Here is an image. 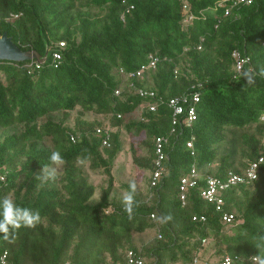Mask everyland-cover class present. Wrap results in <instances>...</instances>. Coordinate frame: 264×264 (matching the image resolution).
Instances as JSON below:
<instances>
[{
	"label": "trees",
	"instance_id": "obj_1",
	"mask_svg": "<svg viewBox=\"0 0 264 264\" xmlns=\"http://www.w3.org/2000/svg\"><path fill=\"white\" fill-rule=\"evenodd\" d=\"M218 1L0 0V34L21 51L46 56L43 65L0 61V130H10L0 142V198L10 196L42 218L34 228L13 230L9 239L0 234L6 264H123L129 250L143 264L226 256L250 264L257 251L253 238L264 235V160L255 181L220 192L219 210L200 194L208 176L244 175L248 162L264 158V78L256 75L248 85L242 77L264 67V0L234 8L229 17L211 11ZM183 3L198 16L185 30ZM234 51L249 59L240 73ZM149 55L159 59L153 72L141 79L119 74L136 71ZM130 83L154 96L133 93ZM190 92L199 94L196 118L170 134L167 102ZM97 128L111 130L109 148L101 147ZM158 137L168 139V173L152 187ZM122 138L131 141L135 171L150 173L147 191L136 183L117 185L112 170ZM53 151L65 164L41 186L36 175L54 166ZM85 165L106 176L97 199ZM192 167L197 185L182 203L180 180ZM115 186L125 192L134 186L131 213L117 200ZM226 214L231 224L223 222ZM164 216L171 219L162 223ZM153 233L135 243V235Z\"/></svg>",
	"mask_w": 264,
	"mask_h": 264
},
{
	"label": "built area",
	"instance_id": "obj_2",
	"mask_svg": "<svg viewBox=\"0 0 264 264\" xmlns=\"http://www.w3.org/2000/svg\"><path fill=\"white\" fill-rule=\"evenodd\" d=\"M252 0H221L218 1L211 11L223 10V16L229 17L232 14L234 8H238L243 5H250ZM182 20L181 28L185 30L188 28L190 23L195 19H198V16H195L190 9V6L187 3L182 4ZM200 17L204 18V12L200 13ZM217 29V25H215ZM62 45V44H60ZM264 48V41L261 43ZM200 49V47L198 48ZM54 58L58 59L57 55H54ZM232 58L234 60V71L240 73L246 65H248L249 59L242 56L238 51L232 53ZM159 63V59L154 55H149L147 58V63L141 65L139 69L128 74L124 73L123 70H119V74L126 79H141L145 74L153 72ZM129 88L133 89V93H137L141 97H153L154 93L152 91H145L142 89H135L134 86L130 83ZM121 90L118 89L115 91V95H119ZM199 103V94L197 92L186 93L179 97L172 98L167 102L168 108L171 110V125L170 134L176 131V126L184 125L189 127L196 118V104ZM150 111H155L156 105L148 106ZM111 130L108 128H97L96 134L101 138V147L109 148V139H110ZM73 140V138H71ZM168 139L166 137H158L155 139V149L154 153L156 159L154 160L155 169L150 177V184L152 187L156 186L159 181L167 175V170L163 166V162L166 160L167 155L164 151V146L167 143ZM188 148H192V142L186 144ZM264 160L263 157H260L255 162H248L247 169L245 170L244 175H239L235 173H229L225 180L218 178H213L208 176L206 178V183L203 189L201 190V197L203 200L214 204L216 209L223 204V200L220 197V192L240 184H248L255 181L258 177L259 164ZM199 174L194 167L191 168L190 172L183 176L180 180V200L182 203L185 200L186 191L189 188H194L197 185V179ZM195 220V218H193ZM203 220V218H201ZM233 221L232 215H224L223 222L225 224H231ZM159 237V236H158ZM205 241H203V244ZM224 258L214 259L210 262L203 261L200 262L197 258L193 260V264H224ZM143 259L139 257L134 251L129 250L125 254V262L123 264H143ZM234 263V261H233ZM0 264H6L5 255L0 259Z\"/></svg>",
	"mask_w": 264,
	"mask_h": 264
},
{
	"label": "clouds",
	"instance_id": "obj_3",
	"mask_svg": "<svg viewBox=\"0 0 264 264\" xmlns=\"http://www.w3.org/2000/svg\"><path fill=\"white\" fill-rule=\"evenodd\" d=\"M256 75L264 78V67H261L258 72H243L242 77L246 84L251 85L255 82ZM49 162L55 167L50 168L45 165L36 179L41 181V186L50 180L56 178L57 169L65 164V160L59 151L51 152ZM132 190L126 191L122 197L124 210L131 213L134 204V186H130ZM41 215L38 210L34 211L28 207L18 206L10 196L0 198V234H3L4 239H9L14 233L13 230L20 228H34L41 222ZM162 223L171 219L170 216L159 218ZM255 241L254 247L257 249L256 254L249 257L250 264H264V235H257L253 238ZM224 264H233L232 256H226Z\"/></svg>",
	"mask_w": 264,
	"mask_h": 264
},
{
	"label": "rangeland",
	"instance_id": "obj_4",
	"mask_svg": "<svg viewBox=\"0 0 264 264\" xmlns=\"http://www.w3.org/2000/svg\"><path fill=\"white\" fill-rule=\"evenodd\" d=\"M125 82L126 81L124 80L123 83L125 84ZM86 116L89 119H91L93 117L92 115H86ZM9 131L0 130V142L3 139V137L6 135V133H8ZM121 140H122V149L123 150H122V153L120 154V156L117 158V160L115 162V166L112 170V173L117 180V185H119L121 183H123V184L124 183H132V184L136 183L137 185H139L142 188L143 191H147V188H148L147 187V180L150 177V173L149 172H143L142 174H139L135 171V169L133 168V165H132V160H131V151H130L131 141L129 139H124V138H122ZM143 152H145V150H143ZM52 167H55V166H52ZM60 171H61V169L59 167L57 169V173H59ZM84 171H85V175H87V177L89 179V182L97 187L95 195H94V199H97V197L99 196L100 188H102L106 185V181H107L106 176L102 173L101 170H97V171L91 170L88 167V165H85ZM124 193H125V191L119 190L118 186L114 187V194H115L117 200L122 201V197H123ZM153 235H155V233L145 234L142 236L135 235L134 236L135 243L140 245L141 243H143L147 239H149V237L151 238ZM208 246H209V250H210L209 255L211 256L214 253L213 243L211 245L209 244ZM212 259H215V258H212Z\"/></svg>",
	"mask_w": 264,
	"mask_h": 264
},
{
	"label": "water",
	"instance_id": "obj_5",
	"mask_svg": "<svg viewBox=\"0 0 264 264\" xmlns=\"http://www.w3.org/2000/svg\"><path fill=\"white\" fill-rule=\"evenodd\" d=\"M31 60L43 65L46 62V56L40 57L32 50L21 51L6 33L0 34V61L20 63Z\"/></svg>",
	"mask_w": 264,
	"mask_h": 264
}]
</instances>
